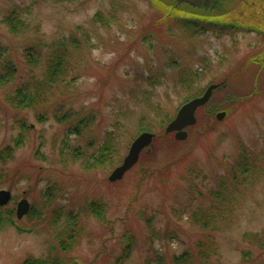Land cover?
Listing matches in <instances>:
<instances>
[{
    "label": "rangeland",
    "instance_id": "374dc122",
    "mask_svg": "<svg viewBox=\"0 0 264 264\" xmlns=\"http://www.w3.org/2000/svg\"><path fill=\"white\" fill-rule=\"evenodd\" d=\"M220 1L223 12H201L230 24L217 36L211 30L185 31L165 15V6L172 5L167 0H0V46L19 67L15 81L0 85V149L26 134L14 157L0 164V190L12 193L0 207V264L49 261L66 222L64 217L52 225L49 210L77 213L93 201L104 206L106 221L88 211L80 214L86 234L74 237L79 244L69 254L79 264H115L125 233L137 241L125 264L158 259L174 264L185 253L197 262L200 241L218 247L213 264H264V0ZM12 11L27 22L26 31L13 34L3 23ZM101 12L110 24L94 21ZM233 24L263 29L233 30ZM83 30L90 42L81 37ZM72 36L80 37L81 47L71 48L75 64L66 82L40 89L46 102L31 108L8 102L20 84L29 85L28 93L41 86L51 50ZM31 44L42 48L37 66L24 55ZM195 72L200 79L184 89L182 75ZM212 84L222 87L211 105H221L226 116L218 120L207 104L198 109L197 123L186 128L188 138L176 140L175 132H166L168 119ZM65 113L69 121L57 118ZM87 117V129L69 134L70 124ZM22 120L30 131L22 129ZM144 128L156 135L153 144L121 180L110 182ZM114 137L115 143H106ZM107 144L113 158L96 164L95 154ZM241 163L256 164L260 174L242 183ZM51 187L57 199L49 207ZM216 189L230 200L228 211L213 212L222 208L227 221L217 230L205 229L193 216L219 204ZM23 198L31 213L18 220ZM11 211L22 231L8 219Z\"/></svg>",
    "mask_w": 264,
    "mask_h": 264
},
{
    "label": "trees",
    "instance_id": "16d2710c",
    "mask_svg": "<svg viewBox=\"0 0 264 264\" xmlns=\"http://www.w3.org/2000/svg\"><path fill=\"white\" fill-rule=\"evenodd\" d=\"M153 1L157 2V0H153ZM161 7L164 8L163 5H161ZM165 8L166 9L164 10V13L167 17L174 16L175 19H177L180 23H182V28H184L185 31L188 32L190 31L193 34H196L198 32H209V30L217 33L219 31L218 29L221 26L225 27V30L228 26H230V24H227L228 22L225 23L219 21V19L217 18L207 17L205 15L198 14L197 12L177 10V8H174L173 4L165 6ZM94 21L101 22L104 25H107L110 24L112 20L109 17H105L101 12L95 15ZM3 23L8 26L9 30L13 34H18L20 32L26 31L28 28L27 22L21 19L20 13L18 11H12L7 15H5L3 19ZM217 25H219V27H217ZM84 31L85 30L80 32L81 37L85 38L86 41L90 42L91 40L90 33ZM79 39L80 37L72 36L68 39L58 42L56 46L51 50L50 54L46 59L45 77H44V82L40 84L41 86L37 85V90L35 92L28 93L27 89L29 88L28 87L29 85L26 86L20 84L19 87L15 89L14 94L7 97L8 102L14 104L15 106L17 105L18 107H28V108H31L37 104L45 103L46 98L43 97V95L40 93L39 90L40 89H42V91L51 90L56 85L63 84L66 82V78L68 77L69 73H71L73 65L75 64V62L72 59L73 52H71V48H74L76 50L80 49L81 43L79 42ZM69 40H71L69 44L62 43L64 41H69ZM36 46L38 47L37 54H35L34 52ZM40 46H41L40 44H31L30 46L24 49V55L26 56L28 63L31 64L32 66H37L39 63L40 55L43 53L42 48ZM5 52H6L5 48L0 46V85H8L13 81H15L19 71L18 65L11 58L5 56ZM200 74L201 72H195L194 75H187V76L182 75L179 84H181V86L184 89L189 90L190 84L191 83L194 84L195 81L199 78ZM198 96L199 95L196 93L187 100L189 101ZM207 104L206 105L215 116L217 115L218 112L223 110L221 105L212 106L211 100ZM159 109H160L159 106L155 107V110L159 111ZM71 117H72L71 115L66 113L62 117L59 115L57 116V118L61 121H69ZM172 120L173 119H168L169 122H171ZM20 123L23 130L30 131L32 129V126H30L26 120H22ZM90 124L91 121L90 118L88 117L80 120L78 119L77 123L73 122L72 124H70L69 134L80 135L84 129H87L89 127ZM151 130L152 129L144 128L141 130V132L144 131L150 132ZM25 139H26V134L25 135L21 134L19 138L14 139L13 142L14 144L8 145L7 147L0 149V164L6 163L10 159H12L14 157L15 150L20 145L22 146V144L25 143ZM110 141L115 143V137L113 139H106V143ZM112 149L113 148L110 144H107L103 148V150L101 147L100 150L97 152L99 153V155L95 154L93 158V160H95V163L101 165V163H103L104 161H100L99 163H97V161L103 160L105 156L107 157L110 156ZM112 158L113 156L108 157V159H112ZM240 166H241L240 171H242V173L239 175V177L242 183L248 181L247 180L248 178L250 177L254 178L256 175L260 174V172L257 171L256 164L241 163ZM241 181H239L240 185L242 184ZM220 187L224 188L223 185H219V188ZM51 190H53L52 187L48 189V191H46L47 192L46 196L49 198V207L52 205L53 203L52 201H54V199H57L53 193L51 194ZM212 194L215 195L217 199H219V204L216 206L215 204L212 205L211 210H208L205 214L204 213H202V215L195 214L193 216V219L197 224H201L202 227L205 229L210 228V230H217L221 224L227 221V217H223V215L220 214L222 213L223 210L222 208L228 211V203L230 199H228L225 196H222L221 192L218 191L217 189L216 191H213ZM231 202L232 201H230V203ZM219 207L222 208L220 210L213 212L215 208H219ZM84 211L86 212L88 211L99 221H103V222L106 221L105 220L106 211L104 209V206L94 201L88 204V208L86 207V209H81L80 212L78 211L77 213H75L73 210L69 211L66 208L64 209L61 207H57L55 209L49 210V212L51 213L50 215L51 223L54 226H58L59 223L63 221L64 217L66 218V222L61 233L57 234L58 237L57 246L54 249L57 251V253L51 255L49 257V261L30 259L23 264H79L78 261H76V258L70 256L69 254L74 251L75 249L74 246L79 244L74 239V237L81 238L84 237V235L86 234V229L82 225L81 219L79 218L80 214ZM14 213H15L14 211L9 212V214H7L9 216L8 219H10V222L13 223L14 225H17V228L20 231H22V229L18 227L17 221L13 218ZM1 219L3 220V218ZM146 221L147 223H150L151 218L148 217ZM122 242H124L122 252L121 255L116 258L115 264H125L128 261V259L131 257L133 251L135 250L134 247H136L137 245V241L135 237L128 233H125V235L122 238ZM198 246H199V250L197 255L202 257V259L197 260V262H195L196 259H193L192 256H189L187 253H185L179 257H174V264H213L210 261L212 257L217 253L218 247L215 245L207 247V245L202 241H200ZM62 254H65L67 257H63ZM155 262H156L155 264H167L166 261L164 262L162 261V259H158V261L155 260Z\"/></svg>",
    "mask_w": 264,
    "mask_h": 264
},
{
    "label": "water",
    "instance_id": "95a60500",
    "mask_svg": "<svg viewBox=\"0 0 264 264\" xmlns=\"http://www.w3.org/2000/svg\"><path fill=\"white\" fill-rule=\"evenodd\" d=\"M167 2L176 4L177 6L186 7L189 10L195 12L212 13V11L223 12L222 4L220 0H167ZM219 85L213 84L208 87L206 92L197 98L185 103L178 111L175 119L167 126L166 132H176L175 138L177 140H186L188 138L187 127L193 126L197 123L196 112L197 110L206 105L215 89ZM225 111L217 113L216 117L218 120H222L226 116ZM155 138V134L151 132L141 133L132 143L128 155L125 157L123 163L114 169L109 176V180L116 182L124 177L127 171H129L140 159L142 151L149 147ZM12 198L11 191L2 189L0 190V205L4 206L9 203ZM30 203L27 199H22L18 203L17 216L21 219L24 215L30 211Z\"/></svg>",
    "mask_w": 264,
    "mask_h": 264
},
{
    "label": "flooded vegetation",
    "instance_id": "af4514ba",
    "mask_svg": "<svg viewBox=\"0 0 264 264\" xmlns=\"http://www.w3.org/2000/svg\"><path fill=\"white\" fill-rule=\"evenodd\" d=\"M264 28V27H263ZM262 27H260V26H257V27H253V28H251L250 30H248V31H246V32H254V33H259L260 32V30H262L263 29Z\"/></svg>",
    "mask_w": 264,
    "mask_h": 264
}]
</instances>
